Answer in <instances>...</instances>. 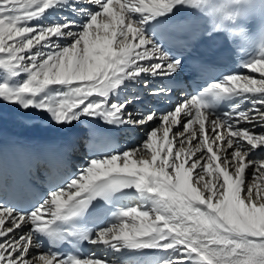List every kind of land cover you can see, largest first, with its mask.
<instances>
[{"label":"snow or ice","instance_id":"1","mask_svg":"<svg viewBox=\"0 0 264 264\" xmlns=\"http://www.w3.org/2000/svg\"><path fill=\"white\" fill-rule=\"evenodd\" d=\"M190 10L231 18L209 0H0V118L143 132L31 201L0 199V264H264V41L181 97L171 48ZM126 190L144 206L117 207Z\"/></svg>","mask_w":264,"mask_h":264},{"label":"bare ground","instance_id":"2","mask_svg":"<svg viewBox=\"0 0 264 264\" xmlns=\"http://www.w3.org/2000/svg\"><path fill=\"white\" fill-rule=\"evenodd\" d=\"M2 55H4V54L0 53V56H2ZM0 75H2V74H0ZM251 75L256 77V78H259V75H257V74L251 73ZM22 78L23 77H20L18 79H22ZM148 79L150 81L148 87H149V89H151L152 87L155 86L156 83H155V81L153 80L152 77H148ZM139 90H140V92L143 93L144 98L148 100L149 99L148 92H147V90L144 89L143 85L140 86ZM126 94H131V93L129 92V93H126ZM9 112H12V111H9ZM12 113H14L16 115H19L21 117L20 118L21 119L20 120V124H18V123L17 124L21 128L22 132L33 131L34 133H38L39 131H43L45 129H53V128L54 129L57 128V129L61 130L64 133L63 134L64 137L67 138V139H70V141H67V142L69 143L68 147L70 149V152H72V151L74 152L73 155H71L72 159L76 158V155H77V152H78L77 149L75 148V143L78 142L79 139L85 137V135H86L85 132L87 133L88 123L91 121V119L82 118L83 122H74V126H71L68 129H61L58 126L52 124L50 121H48L46 116H42V117L38 116L37 118H34V119H28L26 117V114L23 111H21V110H16L15 112H12ZM0 122H2L1 119H0ZM20 125L23 126V127H21ZM173 131H175V128H173ZM257 131H259V129H257ZM127 133L130 134V132H124V135H126ZM135 133L139 134V136H140L141 135V130L139 132L136 131ZM160 135H161V133H158V137ZM30 137H32V136L28 134V136L26 138H21L20 139V143L21 142L24 143L25 148L28 149L27 150L28 151V156H30L31 159H34V158H36V155L31 153L32 152L31 146H32V148H34L33 151L35 153L37 152V148L35 147V145L31 144L28 141V138H30ZM174 151H175V148H174ZM77 159L78 158H76V160ZM77 164L78 163L75 162L73 164V167H75V168L78 167ZM135 206H137V207L144 206V202L142 200H139V202L136 201ZM130 252H132V251L125 250L124 253H126V254L124 255V253H123V256L121 258H125V257L130 256ZM99 254L100 255H104L103 252H99ZM117 255L119 256V254H117ZM112 258L116 259L117 256H113Z\"/></svg>","mask_w":264,"mask_h":264},{"label":"clouds","instance_id":"3","mask_svg":"<svg viewBox=\"0 0 264 264\" xmlns=\"http://www.w3.org/2000/svg\"><path fill=\"white\" fill-rule=\"evenodd\" d=\"M230 5L236 6L235 14L231 17L232 23H224L223 27L218 29L225 31L230 42H245L244 36L251 31L252 21L259 15L264 16V11L258 9V5L264 4V0H229ZM209 4L218 7L217 0H209ZM212 18L219 22L217 17ZM243 22V23H242ZM237 25V26H234Z\"/></svg>","mask_w":264,"mask_h":264}]
</instances>
